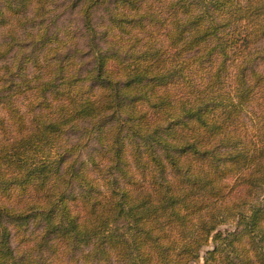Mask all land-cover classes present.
I'll use <instances>...</instances> for the list:
<instances>
[{"label":"trees","instance_id":"trees-1","mask_svg":"<svg viewBox=\"0 0 264 264\" xmlns=\"http://www.w3.org/2000/svg\"><path fill=\"white\" fill-rule=\"evenodd\" d=\"M2 1L0 264H264V0Z\"/></svg>","mask_w":264,"mask_h":264},{"label":"rangeland","instance_id":"rangeland-1","mask_svg":"<svg viewBox=\"0 0 264 264\" xmlns=\"http://www.w3.org/2000/svg\"><path fill=\"white\" fill-rule=\"evenodd\" d=\"M2 6L3 1L0 0V8ZM46 9L47 11L44 17V22L45 24H48V30L56 31L59 35H62L65 39H68V47H70V49L78 48L80 50L78 54L81 60V66H89L91 63V59L87 52L86 39L84 36V30L81 21V14L79 13L78 8L73 7L71 5L70 0H48ZM104 12V7H98L94 9L93 20L96 22V24L102 21ZM35 29L36 28H33L32 30L35 31ZM28 30L31 31V26L29 25H27L26 28H18L15 33L17 32V36H19V38L23 40L22 38H24ZM3 34V31L0 29V40H3ZM78 133L79 132H76L75 134H69L71 136L70 140L75 141ZM95 146L96 145L93 143V141H90L87 147L82 148L80 152V159L86 161L89 155L94 152L93 149ZM225 228H229V226L226 224L219 226V229L221 230ZM206 248L208 247H203L201 249L199 263L191 264L201 263L202 256Z\"/></svg>","mask_w":264,"mask_h":264}]
</instances>
